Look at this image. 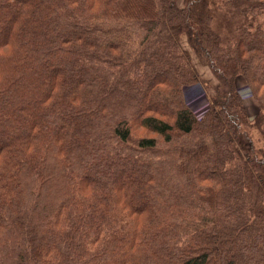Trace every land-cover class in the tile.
<instances>
[{
	"label": "trees",
	"instance_id": "trees-1",
	"mask_svg": "<svg viewBox=\"0 0 264 264\" xmlns=\"http://www.w3.org/2000/svg\"><path fill=\"white\" fill-rule=\"evenodd\" d=\"M0 264H264V0H0Z\"/></svg>",
	"mask_w": 264,
	"mask_h": 264
},
{
	"label": "rangeland",
	"instance_id": "rangeland-1",
	"mask_svg": "<svg viewBox=\"0 0 264 264\" xmlns=\"http://www.w3.org/2000/svg\"><path fill=\"white\" fill-rule=\"evenodd\" d=\"M179 1H180V4H182V0H179ZM182 43H183V46L190 52L195 65L197 66L202 78L205 80V83H201V85H197V88H195L192 91L190 90L188 94L187 92L184 93L185 98H187V96L189 97L187 98V100H188V104L190 105V107L196 110L199 113V115H201L203 114L205 109H207V106H208V102L206 100V94L216 93V87L219 85L220 79L217 78L216 74L211 70V68L208 65L203 64L198 60L194 52L189 47L185 36H183L182 38ZM236 83L243 97L244 105L247 109L248 115L251 120H254L255 116L257 115L260 109L259 103L254 97V95L252 94L251 89L247 86L244 78L239 76L236 79ZM220 87L223 88L222 91L224 92L227 91L226 84L220 82ZM141 98H142V95H140L139 99ZM133 133L139 136L147 132L143 128L137 127V128H134ZM254 137H255L254 139L255 142H257L256 140L259 138V135L255 134ZM247 147H248V140L245 138H242L240 140L239 148L246 149Z\"/></svg>",
	"mask_w": 264,
	"mask_h": 264
}]
</instances>
